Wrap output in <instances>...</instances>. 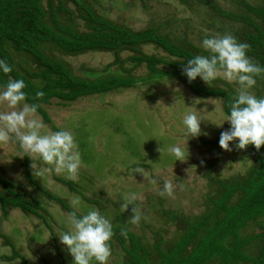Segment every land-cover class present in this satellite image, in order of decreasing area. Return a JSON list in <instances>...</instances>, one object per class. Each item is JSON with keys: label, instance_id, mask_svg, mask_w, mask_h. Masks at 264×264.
<instances>
[{"label": "rangeland", "instance_id": "374dc122", "mask_svg": "<svg viewBox=\"0 0 264 264\" xmlns=\"http://www.w3.org/2000/svg\"><path fill=\"white\" fill-rule=\"evenodd\" d=\"M90 1L99 14L132 30L160 27L161 32L170 38H186L200 48H203V39L217 34L221 25L220 19L198 4L186 6L176 0ZM213 1L225 10H236L225 0ZM248 2L264 5V0ZM227 27L224 24L222 29ZM142 50L164 56L153 45L143 46ZM55 55L65 60L74 73L81 77L93 79L120 72L118 65L110 66L115 59L113 53ZM121 56L126 59L129 53ZM125 66L130 65L127 62ZM146 73L144 66L133 72L137 78ZM221 82L238 88L236 82L230 83L222 77L213 80L210 85L221 86ZM254 89L250 91L254 92ZM194 98L200 102L195 103ZM8 110L6 103L0 104V111ZM45 110L50 122L46 123L37 114L46 125L42 132H54L52 126L59 131H70L78 144L82 165L75 180L68 178L66 172L57 174L54 170L44 171L38 178L33 175V161L28 156L33 178L46 190L66 200L70 207L71 200L79 197V215L87 214L91 209L98 210L95 204L85 201L82 195L98 203L113 226L126 227L148 244L156 243V233L168 243L174 242L182 234V222L167 219L164 212H176L190 219L205 210L206 197L213 190L207 180L206 163L209 164L210 176L221 179L242 175L253 163L250 152L236 149L238 141L230 143L232 151L220 147L221 133L231 127L230 122L225 121L228 116L223 112L221 100L198 97L179 81L161 79L153 83L138 82L130 89L82 97L71 103L53 100L45 106ZM188 112H196L198 116L204 117L201 134L197 137L189 136L183 124ZM173 145L185 149V162L176 161V157L168 152V148ZM158 147L164 149L163 155L157 151ZM24 155L19 142L15 140L0 145V176L17 186L21 192H27L41 201L51 231L35 216L25 215L12 208L4 217L0 212V233L13 242L27 264H73V257L59 238L60 233L70 230L68 213L59 203L46 198L27 181L22 167ZM35 161L38 168L54 167L45 165L39 156L35 157ZM135 167H143L156 182L150 183L142 174L133 173ZM185 169H191L190 173ZM58 178L72 181L76 191L57 181ZM165 180L183 185V188L177 187L171 197H161L159 193ZM130 193L142 198L137 201L143 213L138 226L127 223L132 215V206L127 212L120 208L124 196ZM112 245L107 264H121L123 251L114 239ZM11 255V248L0 237V264H19L18 259L9 261L4 258ZM92 264L98 262L93 260Z\"/></svg>", "mask_w": 264, "mask_h": 264}, {"label": "trees", "instance_id": "16d2710c", "mask_svg": "<svg viewBox=\"0 0 264 264\" xmlns=\"http://www.w3.org/2000/svg\"><path fill=\"white\" fill-rule=\"evenodd\" d=\"M176 1L209 9L221 21L216 32L231 33L239 42L248 43L247 55L264 67V5L251 4L248 0H225L236 9L229 11L213 0ZM224 24L229 27L222 29ZM146 45H153L164 56L145 53L142 47ZM88 52L113 53L115 59L110 66L118 65L120 72L93 79L81 77L55 55L78 56ZM123 53L129 56L124 59ZM197 55L209 53L186 38H170L160 27L132 30L99 14L90 0H0V60L12 68L7 74L0 69V91L9 80L23 79L25 103L40 105L37 114L46 123L50 118L45 106L53 100L71 103L82 97L130 89L138 82L153 83L161 79L179 81L198 97L219 98L223 112L229 116L235 85L221 82V86H208L200 77L190 82L183 74L186 62ZM142 66L147 73L137 78L133 72ZM255 79L253 93L264 98V74ZM37 91L45 93L42 99L36 97ZM52 129L59 131L54 126ZM244 150L251 153L253 163L242 175L213 178L209 164H205L209 187L213 190L199 216L188 219L176 212H164L167 219L182 222V234L174 242L168 243L156 233V243L148 244L126 227L113 226L110 246L113 248L114 239L121 247V264H264V146L257 150L249 145ZM22 167L27 181L40 193L59 203L67 213L72 211L66 200L33 178L27 155ZM57 181L76 191L72 181L60 178ZM82 198L95 204L105 215L98 203L84 195ZM12 208L35 216L51 231L41 201L0 176L2 217ZM124 231L127 238L121 234ZM0 237L12 250V255L4 258L27 264L13 242L2 233Z\"/></svg>", "mask_w": 264, "mask_h": 264}, {"label": "clouds", "instance_id": "9594fccd", "mask_svg": "<svg viewBox=\"0 0 264 264\" xmlns=\"http://www.w3.org/2000/svg\"><path fill=\"white\" fill-rule=\"evenodd\" d=\"M202 47L209 55H197L186 62L183 74L189 81L197 77L203 79L206 84L218 77L228 82H236L238 88L236 95L232 98L229 108L230 115L225 121H229L231 127L223 131L219 144L225 151H232L230 143L238 141L236 149L244 150L249 145H254L257 150L264 146V98L257 97L250 91L256 84V76L264 74V67L254 62L247 52L250 45L239 42L231 33L223 35L217 33L206 36ZM0 69L5 74L10 73L12 68L0 60ZM26 87L23 79L9 80L5 88L0 91V104L7 105L8 111H0V145H7L10 141L19 142L20 148L29 156L33 163V175L41 177L44 171H55L60 174L66 172L68 178L75 180L82 165L78 144L70 131H47L46 125L37 115L38 104H28ZM45 93L37 91L36 97L42 99ZM195 103L200 101L194 98ZM204 117L198 116L196 112H188L183 118L189 136L197 137L201 134V121ZM222 125V124H221ZM157 151L162 153L163 148ZM188 151V150H187ZM168 152L176 157V161L187 160L185 149L179 145L168 148ZM39 156L45 165L54 166L48 169L38 168L35 157ZM191 169H185L190 173ZM133 173L142 174L150 183L156 181L151 179L143 167H135ZM183 188L171 180H165L163 189L159 195L171 197L175 189ZM142 200L136 193L126 194L120 208L123 212L129 210L131 205L132 215L127 220L128 224L138 226L143 213L137 201ZM72 211L68 213L70 230L59 234L60 242L66 246L73 257V264H92L95 260L98 264H107L111 256L110 241L114 235L113 223L105 215L96 209H91L87 214L79 215V197L71 200ZM127 238V231L121 233Z\"/></svg>", "mask_w": 264, "mask_h": 264}]
</instances>
